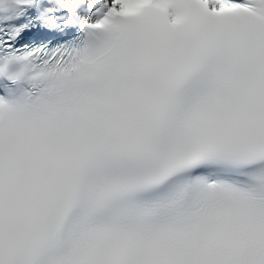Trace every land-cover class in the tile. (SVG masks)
Listing matches in <instances>:
<instances>
[{
    "label": "snow or ice",
    "instance_id": "obj_1",
    "mask_svg": "<svg viewBox=\"0 0 264 264\" xmlns=\"http://www.w3.org/2000/svg\"><path fill=\"white\" fill-rule=\"evenodd\" d=\"M0 264H264V0H0Z\"/></svg>",
    "mask_w": 264,
    "mask_h": 264
}]
</instances>
